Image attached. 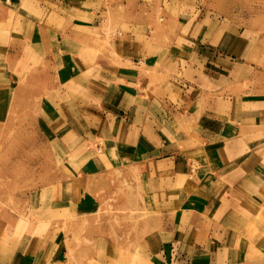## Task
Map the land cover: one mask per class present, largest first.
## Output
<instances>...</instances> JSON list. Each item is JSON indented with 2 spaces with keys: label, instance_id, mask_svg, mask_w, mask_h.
<instances>
[{
  "label": "rangeland",
  "instance_id": "374dc122",
  "mask_svg": "<svg viewBox=\"0 0 264 264\" xmlns=\"http://www.w3.org/2000/svg\"><path fill=\"white\" fill-rule=\"evenodd\" d=\"M83 11L80 44L89 62L99 57L101 63H110L106 57L112 66H119L126 52L165 57L169 49L175 73L160 66L149 71L153 78L175 75L186 80L188 90L203 86L199 78L239 79L225 84L214 80L208 87L212 94L204 96L218 114L199 113L194 122L202 116L204 127L234 125L233 147L241 157L254 154L256 195H264V0H91ZM221 42L237 72L223 60L212 59L211 50L208 55L200 53L205 46L217 49ZM179 59L185 62L178 64ZM71 70L33 66V78H0V87L12 91L0 103V240L9 236L34 246L30 257L18 244L2 256L10 257L7 264H55L61 253V264H165L160 218L148 204L135 209L136 181L123 179V171L118 175L111 163L93 166L90 154L74 164L60 156L63 147L56 139L64 130L57 129V122L66 118L73 101L90 112L104 107L82 87L88 85L87 78H66ZM92 70L85 64L78 73L88 77ZM17 71L24 73L23 68ZM191 96L195 99L190 103L196 105L200 93ZM200 103L202 108L207 102ZM100 151L102 156L105 150ZM259 233L263 229L257 227ZM257 240L251 245L252 256L242 264H264V241ZM0 247L7 248V243ZM209 261L195 259L188 264Z\"/></svg>",
  "mask_w": 264,
  "mask_h": 264
},
{
  "label": "crops",
  "instance_id": "0c3cea01",
  "mask_svg": "<svg viewBox=\"0 0 264 264\" xmlns=\"http://www.w3.org/2000/svg\"><path fill=\"white\" fill-rule=\"evenodd\" d=\"M90 1L0 0V78H33V66L45 70L68 66L72 70L66 78H87L88 85L82 87L104 107L90 112L73 101L66 118L57 122V129L64 130L56 139L63 147L60 156L66 157L64 161L74 164L83 154H90L93 166L111 163V170L120 171L118 175L123 171V179L136 181L135 209L148 204L160 218L165 264H188L195 259H209L208 264H242L253 254L251 245L261 237L264 241V195H256L254 154L239 156L233 147V124L204 127L202 116L200 122H194L199 113L218 114L205 100L212 94L208 87L214 80L225 84L239 79L199 78L203 86L188 90L183 84L186 80L175 75L153 78L149 71L160 66L167 65L175 73L176 62L169 49L165 57L126 52L119 66H112L106 57L103 59L110 63H101L99 57L89 62L83 54L84 44H80L79 21ZM98 18H94L95 24ZM216 45L217 49L205 46L200 53L208 55L211 50L212 59L223 60L237 72L234 59L223 52L224 44ZM85 64L95 68L88 77L78 73ZM19 68L24 70L21 75ZM4 88L0 87V103L12 95L11 89ZM194 92L200 93L196 105L190 103ZM202 99L207 103L200 108ZM102 148L105 153L101 156ZM111 160L123 166L116 167ZM257 227L263 234H256ZM6 239L0 240V244L7 243V248L0 247V264L10 259L2 252L16 249V244L24 256L32 254L30 241ZM58 258L55 264H61L63 254Z\"/></svg>",
  "mask_w": 264,
  "mask_h": 264
}]
</instances>
